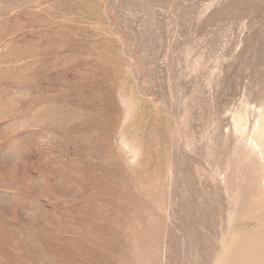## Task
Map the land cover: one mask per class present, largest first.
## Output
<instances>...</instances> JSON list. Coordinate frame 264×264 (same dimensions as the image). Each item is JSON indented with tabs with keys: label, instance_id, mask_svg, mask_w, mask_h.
Masks as SVG:
<instances>
[{
	"label": "rangeland",
	"instance_id": "obj_1",
	"mask_svg": "<svg viewBox=\"0 0 264 264\" xmlns=\"http://www.w3.org/2000/svg\"><path fill=\"white\" fill-rule=\"evenodd\" d=\"M0 264H264V0H0Z\"/></svg>",
	"mask_w": 264,
	"mask_h": 264
}]
</instances>
